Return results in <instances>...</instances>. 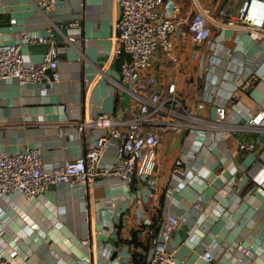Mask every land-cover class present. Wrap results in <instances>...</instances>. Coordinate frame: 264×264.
Returning a JSON list of instances; mask_svg holds the SVG:
<instances>
[{"label":"crops","instance_id":"crops-1","mask_svg":"<svg viewBox=\"0 0 264 264\" xmlns=\"http://www.w3.org/2000/svg\"><path fill=\"white\" fill-rule=\"evenodd\" d=\"M198 1L210 7L224 2ZM174 3L180 24L170 35L172 54L157 50L140 81L144 84L153 74L152 89L161 96L174 84L184 110L205 124L179 132L155 126L154 187L144 181L129 186L111 175L87 189L60 184L30 199L16 193L0 196V250L19 264H132L128 246L119 238L129 239L131 230L150 223L154 214L178 219L168 244L175 264H207L199 255L208 245L217 252L212 264H264V189L252 191L249 173L264 165V134L245 123L251 111L264 108V79L244 83L253 72H264V40L253 39L241 27L210 25L209 40L196 44L188 31L192 0L164 1L160 10L172 14ZM118 13L117 0H56L46 15L30 0H0V41L19 43L24 34H44L51 23L71 38L56 36L57 82L40 86L0 80L1 151L39 148L48 169L80 156L103 133L95 128L78 133L83 117L107 113L130 118L137 113L135 101L112 84L122 62L113 56L111 40ZM75 18L80 20L76 35L67 27ZM45 48L21 43L23 62L38 63ZM219 105L225 113L218 121ZM247 142L255 143L254 153L238 148ZM116 143L108 141L101 167L115 164ZM176 160L181 161L179 173L174 171ZM197 196L202 206L194 210ZM145 237L138 233V240ZM84 239L88 245L81 243ZM232 246L238 253L228 248Z\"/></svg>","mask_w":264,"mask_h":264},{"label":"built area","instance_id":"built-area-1","mask_svg":"<svg viewBox=\"0 0 264 264\" xmlns=\"http://www.w3.org/2000/svg\"><path fill=\"white\" fill-rule=\"evenodd\" d=\"M30 1L44 15L53 11L56 2V0ZM164 1L168 0H117L119 13L111 40L114 43L113 56L121 57L122 62L119 75L112 79V84L119 92L127 94L135 101L137 113L130 118H120L118 115L107 113L83 117L77 124L78 133L83 134L87 128L102 129L103 133L96 137L80 156L48 169L42 163L39 148H29L12 154L0 150V196L16 193L30 199L43 194L51 186L60 184L87 189L94 180L111 175L120 178L129 186L135 181H144L154 187L155 153L159 144L155 126L163 124L165 128L179 132L185 127H201L206 122L198 115L193 113L191 115L184 110L180 98L176 95L174 84L168 86L167 94L163 96L152 89L155 83L153 74L147 75L144 84H141V73H146L150 69L157 50L167 56L172 54L170 35L179 28L180 22L175 17L179 5L174 3L172 14L166 15L160 10ZM1 21L0 18V23ZM9 23L14 24L15 19H10ZM210 25L241 27L253 39L264 40V0H224L223 3L212 7L192 0V15L188 23L192 42L200 44L209 40L212 35ZM67 27L76 35L80 28L79 18L70 21ZM57 34L65 41L71 40L62 33L60 27L51 23L44 34L35 36L24 34L19 43L0 41V80H13L19 85L40 86L57 82L59 80ZM23 42L46 46L38 63L23 62L20 52ZM262 79L264 72L262 74L253 72L244 83L250 86ZM198 107H203V103ZM216 113L218 121L223 120L225 106L216 107ZM161 116L167 119L159 118ZM245 123L260 127L262 130L259 131V135L262 136L264 108L251 111ZM110 139L117 142L116 161L111 168H105L101 167L99 162ZM238 148L252 154L255 151V143H239ZM180 164V160L175 161L176 173L180 172L178 167ZM249 173L250 181L253 183L252 191L261 187L264 189V165ZM136 192L139 194V191ZM201 206V197L197 196L192 209L196 210ZM177 225L178 219L174 216L161 219L157 235L152 239L146 257L147 264H175V251L170 249L168 244ZM81 243L88 245L89 240L84 239ZM228 248L238 253L236 247ZM199 258L204 263L212 264L217 258V252L213 246L208 245ZM241 259L238 254L236 260ZM0 264L19 263L12 254L0 250ZM116 264L125 263L117 261Z\"/></svg>","mask_w":264,"mask_h":264},{"label":"trees","instance_id":"trees-1","mask_svg":"<svg viewBox=\"0 0 264 264\" xmlns=\"http://www.w3.org/2000/svg\"><path fill=\"white\" fill-rule=\"evenodd\" d=\"M160 221L161 216L159 214H154L150 217L149 224L146 225L144 223H140L136 226V228L134 227L130 232L131 235L129 239L119 238L120 242H123L128 246L132 264H147L146 254L151 246L152 239L157 235ZM140 231L144 232L146 235L143 242L138 240V233ZM130 247L136 250L140 249V251H130Z\"/></svg>","mask_w":264,"mask_h":264},{"label":"water","instance_id":"water-1","mask_svg":"<svg viewBox=\"0 0 264 264\" xmlns=\"http://www.w3.org/2000/svg\"><path fill=\"white\" fill-rule=\"evenodd\" d=\"M47 86H49V84H47ZM114 246L115 247H117V244H114ZM116 253H117V251L115 250V251H113L112 253H111V258L113 259V258H115V256H116Z\"/></svg>","mask_w":264,"mask_h":264}]
</instances>
